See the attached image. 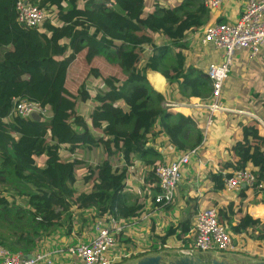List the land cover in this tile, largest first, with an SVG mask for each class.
<instances>
[{
	"label": "trees",
	"instance_id": "trees-1",
	"mask_svg": "<svg viewBox=\"0 0 264 264\" xmlns=\"http://www.w3.org/2000/svg\"><path fill=\"white\" fill-rule=\"evenodd\" d=\"M107 1L39 0L41 7L54 6L59 20L58 24L45 21L40 30L17 21L16 0H0V185H10L14 178L18 193L26 196L29 206L17 207L14 212L12 200L0 192L1 216L27 219L26 227L11 238L0 233L2 244L25 246L26 252H32L42 236L51 234L62 221H70L71 206L94 209L97 216H140L149 196L154 199L160 190L159 180L148 173L143 187L150 193L132 202L126 192L127 180L136 159L145 166L157 164L159 153L150 146L151 140L166 135L179 150L204 145L208 140L204 141L203 130L194 118L163 105L165 95L147 76L149 70L158 71L169 84L176 82L185 98L211 100L206 95L212 92L211 80L197 64L200 56L188 61L192 37L210 19L204 0H175L167 6L160 0H114L120 12L108 8ZM172 47L177 49L175 62L165 65ZM83 51L104 60L108 68L92 65L78 88L71 121L81 131L71 127V135L60 137L54 118L48 122L12 114V98L17 96L49 105L57 115L69 68ZM90 82L97 83L94 96L88 88ZM256 98L255 114L262 121L251 117L237 125L236 139H228L231 160L222 170L211 171L210 178L214 189L222 191L224 178L232 170L250 167L255 171L257 184L242 188L236 203L221 207L219 222L232 232L253 228L264 239V221L253 218L245 202L249 192L264 202V186L257 189L259 183L264 184V98L258 94ZM88 102L92 108L87 118L78 108ZM231 116L237 117L234 113ZM158 124L160 129L155 130ZM188 129L197 130L193 144L184 139ZM94 145L102 146L104 161L90 167L80 181V160L71 155ZM63 148L69 154L64 155ZM197 213L192 211L185 222L171 226L157 239L165 244L176 235L186 247H193L196 231L189 238L185 234L192 231ZM153 250L160 253L158 248ZM147 254L140 253L134 259Z\"/></svg>",
	"mask_w": 264,
	"mask_h": 264
},
{
	"label": "crops",
	"instance_id": "crops-1",
	"mask_svg": "<svg viewBox=\"0 0 264 264\" xmlns=\"http://www.w3.org/2000/svg\"><path fill=\"white\" fill-rule=\"evenodd\" d=\"M241 2L242 0L230 1L227 5L222 6L216 11L215 14H210L208 22L215 20L234 21L238 19L242 8ZM190 54L191 57L188 61H192V58L198 55L200 58L197 64L204 69L207 64L217 58L216 55H206L207 57L205 56L203 58L202 52H192ZM235 59L237 60L234 62L232 72L228 79H232L231 76L233 71L236 75L230 83H227L229 84V90H226V88L224 89L225 92H227L224 97L226 98V101L223 98L226 106L232 110L215 112L214 114L204 106H197V104H209L212 101L211 94V100L209 99V101H204L201 98H185L181 93H179V95L168 94L167 86L169 83L166 78L158 71H148L147 76L151 85H153L157 91L165 95V101L163 102L165 107H169V110L175 113L180 112L185 116L194 118L197 127L201 130H203L208 117L212 115L213 126L210 128L207 142L202 146L200 145L201 148L198 155L193 156L190 163L183 167V179L177 188L175 201L170 205L161 206L156 205L154 199L149 196L143 213L140 216L135 217L139 218L136 220L138 224L127 229V231L122 234L121 243L116 248L117 252L123 251L125 248L130 250L136 247L140 249L149 247V249H145L148 253L147 255L163 254V250L164 252L170 250L175 251L163 254L167 257L176 255L181 248L186 247L183 241L176 235H173L165 244H162L157 239V236L165 234L171 226H176L182 221L190 204H193L191 210L192 213V211L199 210L202 207L215 206L220 209L228 203L234 204L238 201L239 192L228 193L225 189L222 191H216L214 189L213 181L210 178V172L222 170L226 162L231 160L232 153L229 148L231 144L228 139H236L238 135L237 125H242L247 118L258 116L255 114L257 102L256 95L258 94L264 98V53L257 59L252 60L248 59L246 54L240 53ZM231 113L237 115L236 119L232 118ZM154 129L159 130L160 125H156ZM196 132V129H188L184 135L185 141L189 144H193L196 139ZM168 140L169 139L166 135H159L151 140L150 146H153L159 153L156 163L173 161L186 151L195 148L179 150L171 145ZM79 154L82 155L83 153ZM81 164H84V162H80V166ZM153 165L155 164L145 166L142 160L136 159L135 164L131 168V175L129 176L131 177L129 180L130 182L127 183L126 187V192L129 196L136 191L139 186L142 189V193L135 192L138 194H134V198L145 193H150V190L147 188L145 189L143 186L145 176L151 172ZM88 173L89 171L83 174L82 172H79L80 181L82 177ZM131 181L135 182L134 189H132L133 186H131L134 183L131 184ZM87 189L88 187L86 190ZM245 202L248 204V213L253 218H260L264 221V202L253 196L250 192L245 199ZM89 210H80L75 208V206H71L69 209L71 213L70 221H62L61 225L57 226L51 234L42 236L33 251L37 249H50L52 247H57L60 243L56 241L57 237L64 239L63 243L66 244L89 240L92 233L91 222L93 218L92 214L94 212L91 211L92 209ZM132 218L134 219V217H130L119 218V220L121 222L124 220L125 222H129ZM195 221L196 216L192 223V231L187 232L185 237L189 238L192 236L193 231H195ZM68 224H71V230L73 228L76 229V233H72V231L67 228ZM229 229L231 230L230 227ZM180 231L181 229L178 230V232ZM232 235L234 241V250L232 251L236 253L242 252V254L248 257H253V261H242L240 258L231 260L226 254L221 252H215L216 254L205 256V258L221 259L225 257L229 261L238 264H250L256 261H264V239L255 234L253 228H248L246 230L243 229L239 232L233 231ZM154 248H158L160 253H151ZM237 257H240L239 254ZM58 259L61 261V258L58 257ZM136 260L137 259H134L131 262H135ZM61 262L63 264H80V262L73 257H64V260L62 259Z\"/></svg>",
	"mask_w": 264,
	"mask_h": 264
},
{
	"label": "built area",
	"instance_id": "built-area-1",
	"mask_svg": "<svg viewBox=\"0 0 264 264\" xmlns=\"http://www.w3.org/2000/svg\"><path fill=\"white\" fill-rule=\"evenodd\" d=\"M173 1L175 0H160L164 6ZM230 1L236 0H204V4L212 15ZM106 5L116 12L121 11L114 0L107 1ZM241 7L238 19L234 21H210L191 39L189 53L204 52L206 55L208 53L218 55V59L211 61L205 68L211 80L212 101L205 105L197 104V106L208 108L212 114L232 110L226 106L222 97L224 84L230 75L235 57L243 53L252 60L264 53V0H242ZM15 9L17 21L27 28L43 30L42 24L47 20L54 24L59 23L58 18L54 15L56 8L54 6L41 7L39 0H16ZM100 82L99 87L103 88L105 84ZM96 86V82L88 84L93 96L96 93ZM12 101L13 115L33 118L34 114H38L40 119L48 122L56 115L51 111L49 105H43L40 102L17 96L13 97ZM88 104L91 105V102ZM255 117L259 118L258 116ZM259 120L261 119L259 118ZM5 121L8 122L9 117L5 118ZM212 123L213 117L211 115L203 127L204 141L208 139ZM201 146L186 151L173 161L160 162L152 166L151 172L160 183V190L154 196L156 205L166 206L175 201L177 188L183 179V167L190 163L193 156L198 155ZM63 154H67L64 148ZM71 157L76 158L75 153ZM130 179L131 177L128 178L127 183L130 182ZM224 183L226 192H240L243 184H246L247 187H253L257 184L256 173L250 167L232 170L231 175L224 178ZM263 186V183H259L257 189L260 190ZM91 211L94 212L91 222L92 233L89 240L66 244L63 243L64 239L57 237L56 241L60 242V246L50 249H37L31 253L23 250H12L0 243V264H63L61 261L64 260V257L76 258L80 264H128V260H132L140 253L145 252L146 248L140 249L138 247L116 251L121 243L122 234L127 229L136 226L138 224L136 220L139 218L134 217L129 222H125V220L121 222L119 218L110 214L97 216L94 209ZM71 231L76 233L75 228ZM195 231L196 238L193 247H183L178 251L179 254L193 255L197 252L212 251L224 253L234 250L232 232L227 225L219 222V209L215 206H206L198 210ZM58 257L61 258V261Z\"/></svg>",
	"mask_w": 264,
	"mask_h": 264
},
{
	"label": "rangeland",
	"instance_id": "rangeland-1",
	"mask_svg": "<svg viewBox=\"0 0 264 264\" xmlns=\"http://www.w3.org/2000/svg\"><path fill=\"white\" fill-rule=\"evenodd\" d=\"M171 49L172 50L167 54V56L164 60L165 65L172 64L175 62V52L177 49L175 47H172ZM199 51H201V50H199ZM202 54H205V55H203V58H204L206 56V53L203 52ZM208 55H216V54H209L208 53ZM216 56H217L216 59H218V55H216ZM213 59H215V58H213ZM235 60H237V59H235ZM104 64H105L104 60L99 59V58H91V55L88 54L87 51H83V52L79 53L76 60L71 64V66L69 68L65 88L63 90L62 106H61V109L58 112V114L54 117V127H55L57 134L60 137L63 135H71L72 134L71 127L74 128V130L81 131V128L77 127L76 125L74 126V124L71 121L72 120L71 119L72 109H73V107L77 101V98H78V88L81 85V83L84 81V78H85L86 74L88 73L89 67H91L92 65H101L103 68L107 69L108 66L104 67ZM231 72H232V70H231ZM231 72H230V74H231ZM235 75H236V73H234V71H233L232 76H231L232 79H230V80L228 79L226 82V90H229V84H227V83H230L233 80V78H235ZM170 87H172V88H170ZM167 90H168V94H171V95H177V94L179 95V93H181L179 90L178 84L176 82H174L172 84H168ZM226 93L227 92H225V90H224L222 98H224L226 96ZM210 94L212 95V92L210 93L207 91L206 95H210ZM224 99L226 101V98H224ZM91 108H92L91 105L85 104L83 106V108H81L79 106L78 110L80 113H82L85 117L88 118ZM67 154H69V153H67ZM75 157H77L80 160V162H84V164H81V166H80V164H78V167L80 166L79 169H82V170H79L77 168L78 176H80L79 172H82V174L86 173V172H88L90 167L98 166V165L102 164L104 161L103 149H102L101 145H94L92 147L87 148L82 155H80L78 152H76ZM42 161H43L42 158H39L38 164H41ZM10 182H11V184L7 185V186H4V185L1 186L0 185V192H2V194L4 196H6V198H9L10 201L12 200L11 203L14 205L12 207L14 212H15L17 207L27 209L29 206H28V201H27L26 196L18 193V190L16 188V182H15L14 178H11ZM131 184H133L131 186H133L132 189H134L135 182L131 181ZM80 185H82L81 182L79 183L78 187ZM141 190L142 189L139 186V187H137L136 191H134L133 193L130 194V196L128 195L129 202L133 201L134 196H135L134 194L142 193ZM129 192H131V191H129ZM135 192H138V193H135ZM13 201H15V203ZM80 210H83V209H80ZM85 210H87V209H85ZM26 225H27V219L26 218L24 220H20V219H17L15 217V215L13 216L10 214V215L1 216V214H0V233L2 235L6 236L7 238H11L12 235H15L18 232V230L24 229L26 227ZM67 228H68V226H67ZM6 246L11 248L12 250H23L24 252L27 251L25 246H19L17 248L14 246H11L10 244H6ZM13 248H15V249H13ZM146 249H149V247H147ZM153 252H154V250L151 253H153ZM169 252L172 253L175 251L170 250V251L164 252V250H163V254H167ZM215 252L216 251L206 252V253H198L197 252V253L200 254L202 257L203 256L205 257V256H209L211 254H216ZM144 253H147V252L145 251ZM223 254H226V256L231 260H235L236 258H240V260L247 261V262H251L254 260L253 257H248V256L242 254V252L236 253L233 251H228V252H224ZM238 254L240 257H237ZM132 260H134V258H132ZM132 260L131 259L128 260V264L133 263V262H131Z\"/></svg>",
	"mask_w": 264,
	"mask_h": 264
},
{
	"label": "water",
	"instance_id": "water-1",
	"mask_svg": "<svg viewBox=\"0 0 264 264\" xmlns=\"http://www.w3.org/2000/svg\"><path fill=\"white\" fill-rule=\"evenodd\" d=\"M33 118L37 120H41L38 114H34ZM259 119V118H258ZM262 121V120H261ZM246 184H243V188H246ZM193 204H190L183 216L182 221L185 222L192 210ZM131 264H238L235 262H231L228 259L224 258H205L200 254L196 253L193 255L188 254H179L172 256H165L163 254H151L145 255L138 258L135 262ZM250 264H264V261H256Z\"/></svg>",
	"mask_w": 264,
	"mask_h": 264
},
{
	"label": "bare ground",
	"instance_id": "bare-ground-1",
	"mask_svg": "<svg viewBox=\"0 0 264 264\" xmlns=\"http://www.w3.org/2000/svg\"><path fill=\"white\" fill-rule=\"evenodd\" d=\"M157 73V72H156ZM154 74V73H153ZM161 76V75H160ZM159 81V80H158Z\"/></svg>",
	"mask_w": 264,
	"mask_h": 264
}]
</instances>
